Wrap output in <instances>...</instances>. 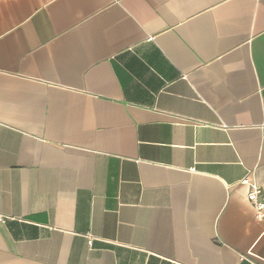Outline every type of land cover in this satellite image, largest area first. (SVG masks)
<instances>
[{"label": "crops", "instance_id": "1", "mask_svg": "<svg viewBox=\"0 0 264 264\" xmlns=\"http://www.w3.org/2000/svg\"><path fill=\"white\" fill-rule=\"evenodd\" d=\"M247 177L264 0H0V264H264Z\"/></svg>", "mask_w": 264, "mask_h": 264}, {"label": "built area", "instance_id": "2", "mask_svg": "<svg viewBox=\"0 0 264 264\" xmlns=\"http://www.w3.org/2000/svg\"><path fill=\"white\" fill-rule=\"evenodd\" d=\"M243 184L248 186L249 191L247 194V199L249 203L255 209L259 219H264V192L262 188L250 178H245ZM92 245V240H89V246Z\"/></svg>", "mask_w": 264, "mask_h": 264}]
</instances>
